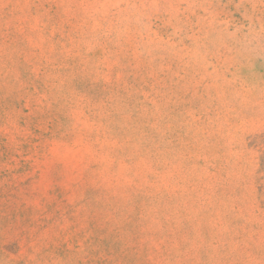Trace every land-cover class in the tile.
Here are the masks:
<instances>
[{
    "label": "rangeland",
    "instance_id": "1",
    "mask_svg": "<svg viewBox=\"0 0 264 264\" xmlns=\"http://www.w3.org/2000/svg\"><path fill=\"white\" fill-rule=\"evenodd\" d=\"M0 264H264V0H0Z\"/></svg>",
    "mask_w": 264,
    "mask_h": 264
}]
</instances>
